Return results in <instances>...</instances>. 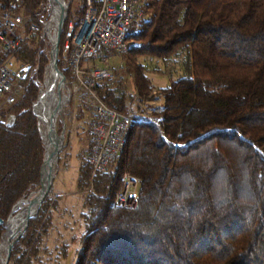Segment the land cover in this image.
I'll list each match as a JSON object with an SVG mask.
<instances>
[{
	"label": "trees",
	"instance_id": "16d2710c",
	"mask_svg": "<svg viewBox=\"0 0 264 264\" xmlns=\"http://www.w3.org/2000/svg\"><path fill=\"white\" fill-rule=\"evenodd\" d=\"M46 1L19 0L27 31L42 30ZM78 1L60 38L66 78L61 46L68 22L78 24L85 13V0ZM129 39L138 45L126 57L136 95L144 102L162 97L164 104L141 120L128 106L133 96L112 80L95 90L137 121L123 153L85 197L76 264H264V0H147ZM45 46L40 32L14 52L29 72L24 93L3 113L15 115V124H0V241L15 204L41 186L45 147L37 114L50 62ZM138 56L164 69H149ZM150 72L170 84L155 91ZM91 106L86 98L78 105V118L90 126ZM82 156L81 192L92 184L89 148ZM126 174L142 180L135 210L115 207ZM50 202L12 239L9 264H48Z\"/></svg>",
	"mask_w": 264,
	"mask_h": 264
},
{
	"label": "built area",
	"instance_id": "2783aa9c",
	"mask_svg": "<svg viewBox=\"0 0 264 264\" xmlns=\"http://www.w3.org/2000/svg\"><path fill=\"white\" fill-rule=\"evenodd\" d=\"M147 0H85V13L77 24L68 22L61 46V60L74 74L82 89L96 101L91 119L90 155L88 157L92 179L109 171L116 162L117 144H122L127 126L135 121L129 115L121 113L104 103L96 89L103 80H110L112 74L106 69H92L86 73L81 68L83 61L100 59L109 53L122 54L130 43L134 25L144 16ZM41 13L54 20V11L49 0L41 3ZM19 11V0L0 1V124L12 127L10 114L3 116L4 106L12 105L22 92L18 84L22 77V68L17 70L13 53L19 48L23 37L19 30L24 28V19ZM50 26V21L45 25ZM45 30L32 26L29 35ZM60 52V49H59ZM15 124V123H14ZM124 189L119 192L115 207L135 209L139 205V191L142 180L131 175L124 177ZM93 184V183H92Z\"/></svg>",
	"mask_w": 264,
	"mask_h": 264
},
{
	"label": "rangeland",
	"instance_id": "374dc122",
	"mask_svg": "<svg viewBox=\"0 0 264 264\" xmlns=\"http://www.w3.org/2000/svg\"><path fill=\"white\" fill-rule=\"evenodd\" d=\"M65 2L68 6V15L70 12L71 4L73 10H75L79 4L78 0H65ZM20 13L21 15H23L22 17L24 19V28L18 31L19 34L23 37V40L21 42L22 44L26 39L32 37V35L31 36L29 35L30 30L27 31L26 28L27 17L24 13V10L20 11ZM39 16L40 19L43 21L41 23L42 31L45 30V36L43 39L46 40V46L44 50L48 52L51 59L53 40L55 38V32H56L55 30L56 18L54 17V20L51 18L46 20L45 19L46 16L42 17L43 13H41V10L39 11ZM49 21H50V26L45 28V25ZM132 45L133 47L129 51L127 49L122 54L109 53L107 55V58L102 57L97 60L94 59L89 61H83L81 64V68L85 70H88L90 68L109 70L112 74V78L110 80L114 82L113 86L114 87L119 86L118 88H120V90H122L125 94H128L129 96H133L129 98L128 106L132 108L133 112L137 117L141 118V120H145V119H149L151 114L161 110L164 104V99L162 97H159L158 99L144 102L141 101V99L138 98V96L136 95V90L134 86L135 84L133 80V72L130 68L131 66L127 64V58H126L129 55L130 51L136 49V47L138 46L137 43H133ZM59 49H60V43H59ZM136 61L144 64L149 69L154 68V66L156 65L161 69H164V64L156 59L151 60L145 57L138 56ZM17 65H18L17 70H20L22 68V65L18 63ZM66 68L68 67L66 66ZM46 70L44 74V80L40 86L41 89H40L39 98L40 96H42L43 91L46 89V83H45ZM22 73L23 74L20 81L17 82L18 84L23 86L22 92L19 94V96H21L25 91L24 79L28 76V73L26 74L24 69L22 70ZM70 73L67 78L62 73L66 78L67 88L66 86L64 88H61L60 100L58 101V104L61 101H62L61 103L63 104H62L61 113H59L55 119L56 135L58 137L61 150L59 153L58 164L54 167V171H53L54 173L53 184L51 186V190L48 196L45 199L47 200L49 198L51 200L50 202L51 208L49 209V211L53 217V226L49 230L44 241L45 242L44 246L47 248V253L44 256L47 260H49L48 264H76L77 252L81 247L80 237L83 233L82 214L86 211L84 207V200L88 192L90 193V191L93 190V184H91V188L89 189V191H82V192L78 191L79 170L83 160L82 152L89 148V155H90V137H91V128H92V124L90 126L78 118V112H79L78 105L82 98L84 99L86 98L92 104L91 111L89 112V121L91 123L92 114L96 107V101L88 92L82 89L80 83L77 81L74 74L71 71ZM33 75L34 72L31 73L30 76L32 77ZM148 76L150 77L152 83L154 84L155 91L160 88H165L170 84L169 77L166 76L163 77L151 72L148 73ZM178 77H179L178 74L173 75L174 79ZM154 94H155L154 96H159L158 93H154ZM65 98H69V99L65 101ZM9 106L11 105L7 104L4 106L3 113L8 109ZM133 118L135 119V117ZM40 130H41V126H40ZM124 177H123V183L125 184ZM95 179L96 178L92 179V174H91V183H94ZM40 189L41 186L39 189L29 194L27 198H23V199L27 200L29 198L30 199L34 198L35 196H37L38 191ZM29 200H27L26 203ZM26 203L23 204L21 208H23L26 205ZM135 209H128V210H135ZM20 212L21 210L15 212L13 216L17 215ZM19 231L20 229L16 232V236H15L16 238L17 235H19V233L22 230L20 232ZM5 232H6V228H5ZM5 232L3 233V235L5 234ZM5 257L6 255L3 254L2 263L5 261Z\"/></svg>",
	"mask_w": 264,
	"mask_h": 264
},
{
	"label": "water",
	"instance_id": "95a60500",
	"mask_svg": "<svg viewBox=\"0 0 264 264\" xmlns=\"http://www.w3.org/2000/svg\"><path fill=\"white\" fill-rule=\"evenodd\" d=\"M51 5H52V9L55 12H58V23H57V28L55 29V38L53 40V49H52V55H51V59H50V63L48 65V68L46 70V75L48 70H51L54 74V81L51 84L50 88H48L46 94L47 96L49 95V93L51 91H53L56 87V84L59 83V89L58 91H60V89L63 86H66V78L65 76L62 74L59 65H58V61H59V43H60V38H61V34L63 31V26L66 22V19L68 17V6L65 2V0H49ZM25 73L27 74L29 71V67L24 68ZM46 83V81H45ZM43 94V93H42ZM69 98H65V101H67ZM41 100V96L38 100V104L39 101ZM62 104L61 102H59V104H57L56 108L54 109V113L50 115V117L45 121L46 126L48 127V140L49 143L46 144L42 135V131L40 130V121L41 118L39 116V114H37L38 117V126H39V130L41 132L42 135V139L45 145V161L44 164L42 165V169H41V189L38 191V197L35 198L33 200V204L35 205L33 209H29L26 215V218L24 220L23 225L20 228V233L19 235H17V237H20L22 235V233L27 229L29 221L32 217H34L35 215H37L41 209V206L44 202V200L46 199V197L48 196L50 190H51V186L53 184V180H54V167L58 164V159H59V153H60V144H59V140L58 137L56 135V129H55V119L56 116L61 113V109H62ZM37 113V112H36ZM16 121V117H12V122L11 124L14 125ZM24 199L20 200L17 204H15V206L12 209L11 215L9 216L6 224H5V228H6V232H7V225L11 219V217L13 216L16 207L18 206L19 203H21ZM0 224H3V221L0 219ZM5 232V234H6ZM5 234L3 235V237L5 236ZM2 237V239H3ZM2 242V240H1ZM0 242V244H1ZM12 248H13V243L10 242L9 246H8V250L6 253V257H5V262L4 264H9L10 258H11V253H12Z\"/></svg>",
	"mask_w": 264,
	"mask_h": 264
},
{
	"label": "bare ground",
	"instance_id": "6f19581e",
	"mask_svg": "<svg viewBox=\"0 0 264 264\" xmlns=\"http://www.w3.org/2000/svg\"><path fill=\"white\" fill-rule=\"evenodd\" d=\"M54 17L56 18V23H55V29H56L57 23H58V12L57 11L55 12ZM132 47H133V45L131 43L128 44L127 47L124 48V52L127 49L129 51ZM54 79H55V77H54L53 72L51 70H48L47 75H46V80H45L46 81V89L43 91V94L41 96L40 109L38 112V114L41 118V121H40L41 131H42V135H43V138H44V141L46 144L49 143V140H48V127L46 126L45 121L50 117L51 114H53L55 112L54 109L56 108L58 101L60 100V93H61V89H60V91H58L59 83H57L55 89L53 91H51L49 93V95L47 96L46 92H47L48 88H50ZM64 87L65 86H63L62 88H64ZM134 124H135V121L130 123V126H127L126 133H124V138H123L122 144H117L116 160L125 150L127 139L131 133V130H132ZM37 197H38V195L35 196L34 198H31L27 203H26L27 200L24 199L16 207L15 212L20 211V210H21V212L15 216H12L8 225H7V232H6L5 236L3 237L2 242L0 244V264H4L5 261L2 263V256H3V254L6 255L7 250H8V246H9L11 240L16 236V232L23 225L28 210L34 208L35 205L33 204L34 203L33 200ZM25 203H26V205L23 208H21V205H23Z\"/></svg>",
	"mask_w": 264,
	"mask_h": 264
}]
</instances>
